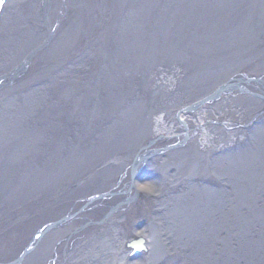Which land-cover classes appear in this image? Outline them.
<instances>
[{"label":"bare ground","instance_id":"bare-ground-1","mask_svg":"<svg viewBox=\"0 0 264 264\" xmlns=\"http://www.w3.org/2000/svg\"><path fill=\"white\" fill-rule=\"evenodd\" d=\"M0 5V260L35 237L33 229L78 210L21 264H79L101 248L105 264H264V200L240 190L230 130L264 103L227 96L175 121L177 101L167 117L145 122L123 116L132 94L116 77L136 75L130 86L152 88L149 94L159 83L175 90L189 80L185 101L238 74L264 79V0ZM151 139L150 148L185 142L147 160L131 180L130 164ZM126 192L137 198L73 230L106 215L104 207ZM238 194L246 195L243 207ZM207 213L215 221L204 220ZM138 236L146 251L126 259L124 243Z\"/></svg>","mask_w":264,"mask_h":264},{"label":"water","instance_id":"water-1","mask_svg":"<svg viewBox=\"0 0 264 264\" xmlns=\"http://www.w3.org/2000/svg\"><path fill=\"white\" fill-rule=\"evenodd\" d=\"M1 6V5H0ZM192 48V46H191ZM209 53V52H208ZM58 73H52L51 76H56ZM133 75V76H132ZM131 76L126 75H117L118 78H123L120 86L118 88L126 87V92H130L132 96L129 99L128 104V110L125 112V117H131V118H137L142 119L145 122L152 121V117H155V113L157 115L161 113L162 115H165L167 117V110L170 111V107L174 102L180 101L182 104V108L175 112L174 114V120L178 121V115L179 114H187V113H196V111L200 110L202 107L206 106L209 107V109L213 110L217 108V106L220 105L221 99L227 96H243V95H251L252 97H255L259 100H261L264 103V79L262 78H253L248 77L244 74H238L232 78H230L228 81L224 82L220 86H218L213 91L204 92L202 93L197 99L194 101H185L182 97L185 94H191L189 93V89L186 88L191 86V82L188 80L187 86L183 89L178 86L175 90H171V88L167 87V85L163 83L157 84L158 89H155L153 93L149 94L150 90H144L142 93L140 91H135L138 88V85L130 86V84L135 82L136 75L132 74ZM128 78L126 82L125 79ZM170 80V78H169ZM250 88L254 89V91L250 90ZM37 88L30 87V90L33 91ZM135 91V92H134ZM109 117L113 118V114L109 109L106 110ZM242 112L243 109H242ZM249 120L246 121V123L236 122L232 123L230 130L234 133V140L235 145L233 147L235 155H236V171H237V177H238V183L240 190H245L248 194H250L252 197H255L254 194L259 193L260 197H258V200H264V106H262L258 111H253L248 116ZM168 119H172V117L169 115ZM207 123L214 125L216 123L217 126L220 127H226L227 123L225 121L223 122H208ZM92 125V124H90ZM117 127V126H115ZM119 128V127H118ZM121 129V128H120ZM94 130L93 128L88 129L87 134H89L91 131ZM124 131L123 129H121ZM120 130V131H121ZM121 131V132H122ZM129 131V128H128ZM125 130V132H128ZM112 138V136H111ZM122 139V138H121ZM154 140H147L144 143V146L139 152V157L136 159H133V161L130 164L129 170L131 172V180L133 177L141 171L142 167L145 166L146 161L150 158L158 155V153H161L164 150H167L169 148H175L180 145H182L185 140L177 142V144L174 145H167L166 147H157V148H150V146L153 144ZM69 141L63 142V144H59L57 147L66 146L64 145ZM71 146H67V148H70ZM149 171V168L147 169ZM193 172L192 170H188ZM196 172V171H195ZM197 174V173H196ZM204 176V175H203ZM215 181L214 178H211ZM212 180H209L210 182H214ZM205 184V181L203 182ZM219 186V183H217ZM129 185H131L129 183ZM206 185V184H205ZM131 192V190L129 189ZM241 193V192H240ZM136 194V195H135ZM243 196V197H242ZM246 195L241 194V196L238 194L237 201L239 202L238 207H243L244 198ZM105 196H99L97 198H94L92 200L86 201L85 207L87 204H96L98 205L103 200H105ZM137 198V193H134L133 195L129 196L128 192H126V195L120 200L115 201L111 206L109 204L106 205L105 213L106 215H102L99 219L95 221L87 222L85 221L83 223L82 227L90 226L94 223H98L102 220H105L109 215L112 213H115L121 206L126 204L127 202L130 203L134 199ZM256 204L257 202L253 200ZM111 204V203H110ZM245 206V205H244ZM82 207V208H83ZM78 213V210L74 211L71 216L64 217V219H54L50 222H47L43 224L40 229L38 230L35 237L30 238L26 241L28 243L18 248L12 252H8L9 255H5L4 258L0 260V264H21L23 262L24 257L29 254V252L32 250L33 246L37 245L39 243L40 239L43 238L48 232L51 230L62 226L64 223L68 222L70 219L74 218V215ZM214 213V212H213ZM48 214V213H47ZM212 213H207V216L203 218L206 221L213 222L215 221V217H213ZM71 217V218H70ZM245 224V223H244ZM238 227L243 225L242 221H237ZM16 240V239H15ZM69 246V242L67 243V247L63 251H67V248ZM145 239L143 237H134L131 241H127L123 245V252L126 254V259H133L135 256L139 255L142 252H145ZM105 250L101 248L96 254H90L87 262H80L79 264H105L106 259L104 258ZM167 263H169L167 261Z\"/></svg>","mask_w":264,"mask_h":264},{"label":"rangeland","instance_id":"rangeland-1","mask_svg":"<svg viewBox=\"0 0 264 264\" xmlns=\"http://www.w3.org/2000/svg\"><path fill=\"white\" fill-rule=\"evenodd\" d=\"M58 52H59V51H58ZM59 56H60V59H61V61H62L64 58L62 57V55L60 54V52H59ZM34 68H36V71H35L36 73H37V70H40V69H41V67H39V66H35ZM256 78H258V77H255V79H256ZM182 134H183V133H182ZM112 204H113V202H111V204H109V206H111ZM61 210H62V208H58L55 212H57V214H58V212L61 213ZM93 216H95V214H93ZM88 219H91V218H88ZM88 219H87V220H88ZM83 223H84V222H83ZM83 223H81L80 225H78V226H77L75 229H73V230H76L77 228L81 227ZM139 225H140V224H139ZM38 230H39V227H37L36 230L33 229V231H36V232H38ZM73 230H72V231H73ZM72 231H70L71 233L69 232L70 234H67V235H68V236L71 235V234H72ZM31 234L33 235L34 233H31ZM31 234H30L29 236H31ZM27 242H28V241H26L25 243L27 244ZM66 244H67V242H65V245H66ZM65 245H64L63 247H65ZM29 255H30V254H29ZM29 255H28V256H29ZM26 257H27V256H26ZM24 258H25V257H24Z\"/></svg>","mask_w":264,"mask_h":264},{"label":"clouds","instance_id":"clouds-1","mask_svg":"<svg viewBox=\"0 0 264 264\" xmlns=\"http://www.w3.org/2000/svg\"><path fill=\"white\" fill-rule=\"evenodd\" d=\"M138 187L140 188V190H142V191H145V190H151L150 188H148V186H146V185H143V184H141V185H138Z\"/></svg>","mask_w":264,"mask_h":264}]
</instances>
